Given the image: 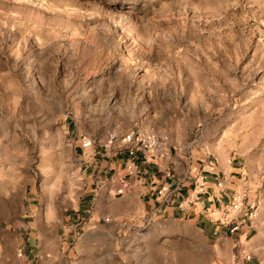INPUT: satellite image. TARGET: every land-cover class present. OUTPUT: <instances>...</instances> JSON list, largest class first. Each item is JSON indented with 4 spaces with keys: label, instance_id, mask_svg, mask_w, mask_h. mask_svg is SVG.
Listing matches in <instances>:
<instances>
[{
    "label": "rangeland",
    "instance_id": "1",
    "mask_svg": "<svg viewBox=\"0 0 264 264\" xmlns=\"http://www.w3.org/2000/svg\"><path fill=\"white\" fill-rule=\"evenodd\" d=\"M139 131L182 159L242 156L264 262V0H0V264H23L31 205L59 222L77 203L79 139ZM163 228L124 222L103 264H219L199 229ZM162 231L195 248L128 237Z\"/></svg>",
    "mask_w": 264,
    "mask_h": 264
},
{
    "label": "crops",
    "instance_id": "2",
    "mask_svg": "<svg viewBox=\"0 0 264 264\" xmlns=\"http://www.w3.org/2000/svg\"><path fill=\"white\" fill-rule=\"evenodd\" d=\"M167 149L168 156L159 162L149 160L142 151L132 161L117 140L109 147L98 144L85 149L79 139L75 153L82 161L80 172L86 185L77 203L64 210L59 222L50 216L38 217L37 207L31 205L34 219L20 227L18 252L22 251L23 264H103L105 252L99 242H108L115 253L116 230L124 222L135 226L152 223L162 229L168 224H185L216 243L219 264H264L255 247L261 243V232L252 219L257 195L242 156H230L226 164H221L193 156L182 159ZM201 175L207 180L203 192L198 186ZM122 179L128 185L119 194ZM164 188L167 191L161 193ZM235 196L241 198L247 214L226 225L215 221L217 214L212 217L209 211L220 210ZM237 222H241L239 230L231 232ZM175 236L184 237L195 248L190 232L128 235L132 241L152 237L156 242ZM108 252L110 257L111 250ZM144 252L143 246L135 250L138 256Z\"/></svg>",
    "mask_w": 264,
    "mask_h": 264
},
{
    "label": "built area",
    "instance_id": "3",
    "mask_svg": "<svg viewBox=\"0 0 264 264\" xmlns=\"http://www.w3.org/2000/svg\"><path fill=\"white\" fill-rule=\"evenodd\" d=\"M114 137L106 144V147L111 146L114 143ZM94 141L87 137H82L81 139V146L85 149L91 148L94 145ZM121 146H125L126 150L128 151L129 155H131L132 161L136 157V153L138 151H142L146 154L149 160L159 162L160 160L165 159L168 156V149L166 145L163 143V140L156 137L155 135L148 134L146 132H136L131 134L130 136L121 140ZM129 170H133L132 166H129ZM121 188L118 190V193L121 194L124 192L125 188L127 187L126 180L122 179L121 181ZM207 180L206 177L201 175L198 177V186L199 192H203L206 186ZM167 191V188H164L161 193ZM252 206V205H251ZM246 213L243 210L242 200L239 196L233 197L232 201L225 205L218 211L210 210V216H214L217 214L215 221L219 222L220 224H230L234 220L241 217V215ZM251 216V213L249 214ZM241 222H237L235 225L231 226V232H236L239 230ZM19 256H22V251L18 252Z\"/></svg>",
    "mask_w": 264,
    "mask_h": 264
},
{
    "label": "bare ground",
    "instance_id": "4",
    "mask_svg": "<svg viewBox=\"0 0 264 264\" xmlns=\"http://www.w3.org/2000/svg\"><path fill=\"white\" fill-rule=\"evenodd\" d=\"M258 242V241H257Z\"/></svg>",
    "mask_w": 264,
    "mask_h": 264
}]
</instances>
